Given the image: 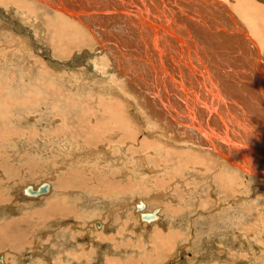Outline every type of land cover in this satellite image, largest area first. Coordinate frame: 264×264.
Listing matches in <instances>:
<instances>
[{
    "label": "bare ground",
    "instance_id": "1",
    "mask_svg": "<svg viewBox=\"0 0 264 264\" xmlns=\"http://www.w3.org/2000/svg\"><path fill=\"white\" fill-rule=\"evenodd\" d=\"M5 7L0 9V32L7 30L21 51L44 53L53 67L67 66L63 75L69 83L84 81L88 75L87 79H91L86 86L92 87L90 92L107 93L108 99L99 97L95 101L98 110H92L84 102L91 98L89 90L80 93L84 96L79 95L71 106L83 107L79 117L76 116L81 126L100 131L106 140L96 146L88 143L84 152L70 160V165L101 170L105 166L95 160L96 156L107 155L111 167L106 166L105 170L127 172L135 167L155 173L167 170L173 166L168 162L174 161V170L218 171L224 190H231L237 184L235 177L239 176L243 178L237 184L240 188L244 180L245 184L246 181L264 184V174L251 171L264 172V48L260 49L264 46V2L5 0ZM4 10L14 11L17 19L3 15ZM53 33L61 46L54 51L56 55L45 44V38L49 44ZM54 38L51 39L56 44ZM7 44L4 47L10 48ZM71 54L68 61L56 57L65 59ZM89 58L108 81L95 80L94 72L76 65L77 61L87 64ZM70 65L78 68L74 69L77 73L68 69ZM101 87L106 90L111 87L121 97L113 89L105 91ZM127 97L144 118L143 147L139 145L138 151L132 145L139 139L141 122L131 113ZM130 134L132 141H125ZM123 139L124 144L121 142L115 151V145ZM114 152L118 153L116 157H124L123 162L113 157ZM131 156L135 162L130 166L126 161ZM155 157L167 163H152L151 158ZM215 164L220 166L217 168ZM34 184L17 187L16 195L21 192L24 197H39L53 190L51 179ZM42 184L48 185L46 192L33 194L31 189L28 192L29 186L38 190ZM135 204L140 214L152 212L147 210V198ZM162 213L155 208L151 219H143L149 222ZM3 257L6 264L4 253Z\"/></svg>",
    "mask_w": 264,
    "mask_h": 264
},
{
    "label": "rangeland",
    "instance_id": "2",
    "mask_svg": "<svg viewBox=\"0 0 264 264\" xmlns=\"http://www.w3.org/2000/svg\"><path fill=\"white\" fill-rule=\"evenodd\" d=\"M0 9H7L5 0H0ZM8 12L4 10L3 15L17 19L14 11ZM9 35L7 30L0 32V264H4L3 253L6 264H264V184L244 180L240 188L237 184L243 178L239 176L231 190H224L218 171L174 170V161L168 162L173 166L167 170L155 173L135 167L127 172L105 170L111 167L107 155L96 156L105 166L101 170L70 165L88 143L96 146L106 140L100 131L81 126L77 117L83 107H71L80 93L92 90L86 86L91 77L69 83L63 75L67 66L57 69L44 53L21 51ZM54 36L49 44L45 38V44L56 55L61 46ZM72 56L56 57L68 61ZM87 60L76 65L94 72L95 80H109L92 58ZM102 94L90 92L91 101L85 104L98 110L95 101L108 99L107 93ZM125 99L135 120L141 122L140 142L132 145L138 151L139 145L143 147L144 118ZM131 135L125 141H132ZM121 142L124 139L115 142V151ZM115 154L114 158H121ZM131 157L126 161L130 166L135 162ZM151 161L167 163L160 157ZM45 179H51V192L39 197L16 195L20 186ZM159 192L166 197L152 196ZM146 198L147 210L163 212L151 222L140 216L135 204Z\"/></svg>",
    "mask_w": 264,
    "mask_h": 264
},
{
    "label": "water",
    "instance_id": "3",
    "mask_svg": "<svg viewBox=\"0 0 264 264\" xmlns=\"http://www.w3.org/2000/svg\"><path fill=\"white\" fill-rule=\"evenodd\" d=\"M251 171H253L254 173L264 174V172L262 173V172H260V171H258V170H257V171H256V170H251ZM251 171H250V172H251ZM47 188H48V185H47V184H42V185L38 188V190L32 188L31 186H29L27 189H28V192H29V190L31 189V192H32L33 194H41V193H43V192H46V191H47ZM33 189H34V190H33ZM35 190H36V192H35ZM140 215H141L142 218H145V219L149 220V219H151V218L153 217V215H155V209H152V212H149V211H143Z\"/></svg>",
    "mask_w": 264,
    "mask_h": 264
},
{
    "label": "crops",
    "instance_id": "4",
    "mask_svg": "<svg viewBox=\"0 0 264 264\" xmlns=\"http://www.w3.org/2000/svg\"><path fill=\"white\" fill-rule=\"evenodd\" d=\"M238 124H241L240 122ZM225 150H226V145H225ZM227 151V150H226ZM244 171V170H243Z\"/></svg>",
    "mask_w": 264,
    "mask_h": 264
}]
</instances>
